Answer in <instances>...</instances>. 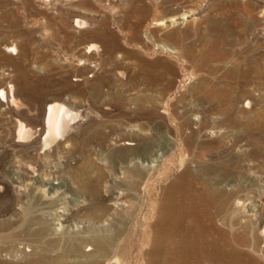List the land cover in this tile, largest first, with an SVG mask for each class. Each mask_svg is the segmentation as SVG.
Masks as SVG:
<instances>
[{
    "label": "rangeland",
    "instance_id": "obj_1",
    "mask_svg": "<svg viewBox=\"0 0 264 264\" xmlns=\"http://www.w3.org/2000/svg\"><path fill=\"white\" fill-rule=\"evenodd\" d=\"M56 99L79 116L44 147ZM185 133L190 155L210 145L211 177L183 172ZM209 180L263 252L264 0H0V264H203L197 221L193 250L179 234L188 210L216 212ZM107 227L116 245L93 259Z\"/></svg>",
    "mask_w": 264,
    "mask_h": 264
},
{
    "label": "bare ground",
    "instance_id": "obj_2",
    "mask_svg": "<svg viewBox=\"0 0 264 264\" xmlns=\"http://www.w3.org/2000/svg\"><path fill=\"white\" fill-rule=\"evenodd\" d=\"M76 22L78 25L81 24V21L79 19H77ZM251 71L255 73L258 77H260L263 74L262 70L257 66H254V68H252ZM235 72L238 73V70H235ZM246 74H247V71L243 73L244 77L246 76ZM5 91H2V94L4 96H5ZM78 116H79V113L73 110L72 108H70L65 102L58 101L57 99L51 100L50 102H48V105L46 107L45 117H44V123H45L44 147L48 146L49 144H52V142L55 141L59 136L64 135L66 132H68L73 126L72 123ZM250 128H252V126H250ZM128 129L131 132H135L137 130H139L138 132L145 131L144 127L138 126L137 124H131L128 127ZM32 130L33 129L29 128L24 122L20 120L19 130H18L20 138L21 137L27 138L28 136L31 135ZM210 132H215V130H209V129L204 130L203 128H200L198 131V133H200L201 136H203L202 134H209ZM188 138H190V135L185 133L184 141L181 142L180 150H179L181 168L183 172L185 174L189 173V175L193 176L192 171L195 169H192L189 163L197 161L198 164L194 163V165L199 166L204 176H207V178L208 176L211 177L212 175L211 173L216 170V166L213 165L212 167V166H207L206 164L204 165L205 161H207L208 159L209 160L211 159L209 155L207 154V151H209L208 146L210 145L205 144L206 146H203V148L201 147L202 148L201 150H192V153L190 155L189 154L190 150L187 144ZM125 144L130 145V146H127L126 149L135 150V148L131 147V145L134 144L133 141L126 140ZM147 146H150L149 148L151 149L152 156L150 158L141 159L140 155H137L134 158H140L143 161L148 160V163L150 165L151 164L154 165L153 162L158 161L159 157L163 155V151H165V146H163L162 144L160 145V143L158 144L150 143V144H147ZM187 155L190 157H188ZM129 171L134 173L136 170L135 168H131L129 169ZM212 183L210 180L205 181L203 183L204 188H205V190L203 189V192L211 200H215L218 197L220 198V204L217 207L216 212L214 213L209 212V213H204V214L200 212L199 215L196 216L192 210H188L187 212H188L190 219H188V223H186L185 228L181 229L180 231L182 233V234L181 233L179 234L182 237V239L180 237V243L183 242L184 241L183 238L186 237L187 239L186 241H184L185 242L184 245L187 248L189 247L191 248V250H193V248L197 246L198 237L194 234L195 228L193 225V223L195 224L194 221L196 220L197 221L196 224L199 226V230H201V233H202L199 239V241H201V247L203 248L204 246H206L207 249H209V251L207 250V252L206 250L203 251V254H204V257L202 260L203 264H242L241 260L243 259L245 260L244 264H264L262 262L264 261V251L261 252L259 249V243H260L259 236L257 237L255 235L251 236L250 234L247 233V230L249 229L247 227L248 219H246V216L240 212L241 208L239 207V201L235 202L234 205L227 206L228 201L230 199L229 194L223 193L222 190L213 189L211 187ZM96 189H98V187ZM112 203L116 207H119L120 205L121 206L127 205L126 201H122V199L121 200L117 199ZM250 209H252V207H248V209H245V210L249 212ZM60 211L63 212L62 210ZM180 212L181 211H178L176 213L174 211L172 214L170 213V216L166 220H170L172 218L176 222H178V220L181 219ZM202 214H203L204 219L203 217H200ZM159 220L161 222L165 220V218L161 216ZM258 222L260 223L262 222V220L259 219ZM57 223L59 224L60 222H57ZM176 227L177 225L172 228L173 230L171 233L172 236H174L175 238L178 237L177 234L179 233L177 232ZM55 228L61 229V225L56 226ZM262 232H264V229L262 230ZM115 241H116V237L113 233V230H110V228L107 227L103 231H100V232L97 231L95 235V252L96 253H95V256H93V259H96V257L98 258V256L107 257L108 252L114 249V245H116ZM157 243H158L157 240L154 239L152 249H151L153 252H155L157 249H165L164 251H166V246H165L166 244H157ZM181 249L182 248L176 249V251H181ZM251 250L253 251V253H251ZM254 253L257 255H255ZM156 260L158 259L156 258Z\"/></svg>",
    "mask_w": 264,
    "mask_h": 264
}]
</instances>
